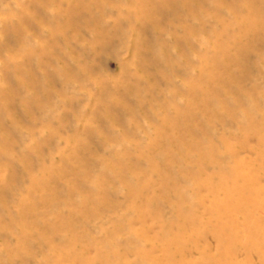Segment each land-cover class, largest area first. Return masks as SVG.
Segmentation results:
<instances>
[{
	"label": "rangeland",
	"instance_id": "1",
	"mask_svg": "<svg viewBox=\"0 0 264 264\" xmlns=\"http://www.w3.org/2000/svg\"><path fill=\"white\" fill-rule=\"evenodd\" d=\"M0 264H264V0H0Z\"/></svg>",
	"mask_w": 264,
	"mask_h": 264
}]
</instances>
